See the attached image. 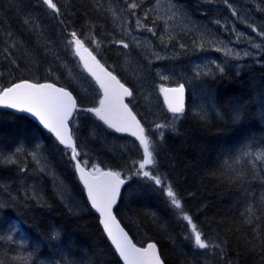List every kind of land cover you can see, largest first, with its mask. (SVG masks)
I'll return each mask as SVG.
<instances>
[{"label":"trees","instance_id":"1","mask_svg":"<svg viewBox=\"0 0 264 264\" xmlns=\"http://www.w3.org/2000/svg\"><path fill=\"white\" fill-rule=\"evenodd\" d=\"M232 1L236 2L54 0L61 10L57 17L40 0H0V87L21 80L52 82L73 92L81 108L99 106L101 90L67 46L75 31L133 91L129 104L156 147V165L150 170L164 186L135 173L138 164L133 161L141 159L142 149L134 138L114 132L83 111L76 112L72 127L82 158L87 153L90 163L128 179L116 216L137 245L155 242L165 264H264V161L241 155L264 149L258 104L264 95V35L261 30L257 35L249 31L260 37L262 49L237 62L213 50L207 41L199 44L194 32L203 29L207 36L235 43L236 27L247 29L249 23L240 20ZM237 1L264 17L254 3ZM132 2L138 4L135 14L128 8ZM171 12L179 20L187 15L186 29L180 26L182 21L169 19ZM137 20L156 34L138 28ZM139 38L156 44L161 39L179 54L158 61L137 44ZM121 40L129 47L113 43ZM201 51L210 52L215 60L207 74H197L190 66ZM128 64H135L140 77ZM156 68L169 77L167 81ZM141 78L148 87H143ZM159 84L186 86L181 119L173 122L164 97L156 91ZM144 91L152 94L149 101L141 97ZM237 111L240 119L234 121ZM156 124L166 127L157 129ZM64 152L29 117L0 109V204L7 205L0 208V264H20V258L29 254L31 264H64L65 259L73 264H122ZM7 156L16 163L8 164L3 159ZM231 168L243 172L245 179H237ZM167 185L204 236L220 247H193L190 227L171 205ZM249 206L252 213L247 212Z\"/></svg>","mask_w":264,"mask_h":264},{"label":"snow or ice","instance_id":"2","mask_svg":"<svg viewBox=\"0 0 264 264\" xmlns=\"http://www.w3.org/2000/svg\"><path fill=\"white\" fill-rule=\"evenodd\" d=\"M40 2L55 16L59 17L61 15V10L54 0H40ZM137 7L138 4L135 2L128 4L129 10H133V14H135L134 10ZM236 14L235 11L232 12L233 16ZM176 15L173 12L169 19H175ZM144 18L147 19V14ZM27 22L26 20L25 23ZM165 24H167L166 21ZM137 27H144L148 32H152L153 35L156 34L151 27L141 25L139 20H137ZM249 27H252L253 32H257V29L252 25H249ZM165 31H167V27ZM259 34L264 35V32ZM88 39L98 44V41H95L94 37H89ZM113 43H117L125 49L129 47L122 40L113 41ZM67 46L74 56L79 57L83 70L99 86L102 92V97L99 98V106L81 108L72 92L64 87H56L52 83H35L28 80H21L7 87H0V106L30 113L39 121L44 129H47L55 137L58 145L63 146L65 150L64 154L69 156L72 166L79 176V180L87 191V198L91 203V207L99 213V223L103 226L108 240L114 246L123 264H164L155 243H148L147 247H137L129 239L124 229L120 227L116 217L113 215V208L121 197V188L126 183V180L122 178V173L119 171H104L97 164L90 163L87 153H84L82 158L81 148L77 142V135L72 127L75 124V120L73 119L74 113L83 111L92 113L104 125L118 133H130L131 136L136 138L140 149H142L141 159L133 161L134 165L138 164L135 173L137 175L142 174L144 178L152 181L158 187L164 186L161 177L153 174L150 170V167L156 165V147L154 142L147 134L146 128L142 126L136 115L133 114L129 104L124 102L125 97L133 96V91L121 83L112 71L107 70L101 64L96 55L93 54V51L86 46L85 40L81 39L75 31L70 33ZM227 54L233 55L231 50ZM162 79H167V77H162ZM159 91L164 96L167 110L173 114V122L181 119L185 113L184 85L181 84L175 88L161 85ZM258 104L261 120L264 121V95L259 98ZM203 115L204 113L202 112ZM232 119L238 121L240 119V112L234 113ZM164 127L166 125L156 124L157 129ZM162 137L163 133H161ZM20 151L21 149H16L17 153ZM241 155L254 158L256 161H264V149L255 153L245 150ZM3 159L8 164L16 163L13 156L3 157ZM21 170L26 171V169ZM230 170L236 173L237 179H245L243 172L235 168H231ZM166 195L171 205L179 210L182 220L186 221L190 227L191 235L188 239L192 241L195 249L209 250L220 247V245L207 239L193 222L192 217L184 212L181 200L171 185L166 186ZM3 207H7V205L0 204V208ZM252 211L253 209L249 206L247 212L252 213ZM53 238L58 239V234H53ZM6 239L12 241L13 237L8 235ZM31 261V254L20 258V264H31ZM64 264H73V262L65 259Z\"/></svg>","mask_w":264,"mask_h":264},{"label":"rangeland","instance_id":"3","mask_svg":"<svg viewBox=\"0 0 264 264\" xmlns=\"http://www.w3.org/2000/svg\"><path fill=\"white\" fill-rule=\"evenodd\" d=\"M245 4L248 5V2L250 3H254L259 9L260 12L264 13V1L261 0H248V1H243ZM234 6H236L237 8H239L240 11V20L245 21L246 23H249V25H252L253 27H255L257 29V31L263 32V27H264V17L257 14L254 10L252 11L251 8L249 6H247L251 12L248 13L245 9L247 8L242 1L239 2L236 0V2H231ZM244 8V9H242ZM247 8V9H248ZM257 10V8H255ZM166 10V9H165ZM172 10V7H168V11ZM166 10V12H168ZM259 11V10H258ZM164 13V12H163ZM165 14V13H164ZM169 16H172V12L168 13ZM249 14L251 15V19H249ZM256 15V16H255ZM166 16V14H165ZM187 15L183 14L182 18L179 19H171L173 21H178L181 22L180 26H185L183 27V29H186V20L183 21V17H185ZM247 29H241L239 27H236V39H235V43L231 44L229 43L226 39L224 38H217V37H211V36H207L206 33L203 31V29H199L198 31H194L196 33V36L198 37V41L199 44L204 40L207 41L206 43H208V45H210L212 47L213 50H221L224 54H227V52L229 50H231V52L233 53V55H228L230 58L236 60L237 62L242 60L243 58H245L247 55L254 53V52H258L262 49V43L260 41V37H256L255 34H250L249 31L252 30V27H249ZM235 26V25H234ZM173 27H177L176 26V22H174ZM184 30H182L183 32ZM139 37V36H138ZM196 37V39H197ZM240 40L241 44H237V42ZM137 44L142 46L143 48H145L146 50L151 51L152 53V57L156 58L158 61L159 60H169V59H176L178 54V50H176L173 46H168V43H165L163 41H161V39H159L158 44L152 42L149 39H144V38H139L137 41ZM160 45H162L164 47V49H162L160 47ZM222 48V49H220ZM201 56L199 58H197L196 60H193L191 62V68L192 70L196 71V73L198 74L199 72L202 71L203 74H207L212 67L214 66V59H210L211 57V53L210 52H204L201 51ZM247 53V54H245ZM177 54V55H176ZM128 69H132L137 75H139L138 77H140L141 74H138L140 72V70L138 68L135 67V64H128L127 66ZM157 74L159 77H167L165 74H163L161 69L156 68ZM200 74V73H199ZM169 77H167V79H163L164 81H167ZM140 82L143 83V87L147 86L148 87V83L144 80V79H140ZM165 86L163 84H159L158 88L156 89V91L158 93H160L159 89L160 86ZM168 87V86H165ZM161 94V93H160ZM151 93L150 92H146L144 91V94L141 97H144V101H149L151 99ZM162 98L164 97L163 94H161ZM164 99V98H163ZM101 168V167H100ZM102 169V168H101ZM103 170V169H102Z\"/></svg>","mask_w":264,"mask_h":264},{"label":"water","instance_id":"4","mask_svg":"<svg viewBox=\"0 0 264 264\" xmlns=\"http://www.w3.org/2000/svg\"><path fill=\"white\" fill-rule=\"evenodd\" d=\"M102 64V63H101ZM105 68L107 69V70H109V71H111L110 69H108L106 66H105ZM114 75H116L115 73H113ZM117 76V75H116ZM92 78V77H91ZM117 78L121 81V83H123V84H125L124 82H122V80L117 76ZM93 79V78H92ZM94 80V79H93ZM29 81V80H28ZM20 82V81H19ZM30 82H32V81H30ZM94 82H95V80H94ZM17 83V82H16ZM36 83V82H35ZM41 83H52V82H41ZM96 83V82H95ZM52 84H54L56 87H62V86H59V85H57V84H55V83H52ZM97 85V84H96ZM181 85V84H180ZM184 85V84H183ZM98 86V85H97ZM125 86L126 87H128L126 84H125ZM177 86H179V85H176V86H171V87H169V88H175V87H177ZM98 88H99V86H98ZM130 88V87H129ZM184 88H185V93H184V104H185V108H186V104H187V89H186V86L184 85ZM65 89H67V88H65ZM68 91H70L69 89H67ZM131 90V89H130ZM71 92V91H70ZM72 94H73V92H72ZM73 96L75 97V95L73 94ZM76 98V97H75ZM131 97H125V100H124V102L125 103H127V104H129V99H130ZM77 99V98H76ZM78 102V101H77ZM129 107H130V109L132 110V112H133V114L134 115H136V117H137V119L141 122V120L139 119V117H138V115L134 112V110L132 109V107L130 106V104H129ZM0 109H2V110H6V111H9V112H12V113H15V114H22V115H26L27 117H29L32 121H34L35 123H37L47 134H49L50 136H52L54 139H55V137L51 134V133H49L48 131H47V129H44L43 128V126L39 123V121L34 117V116H32L30 113H27V112H20V111H17V110H15V109H10V108H4V107H2V106H0ZM75 114L76 113H74V116H75ZM74 118V117H73ZM141 124H142V122H141ZM142 126H143V124H142ZM111 130H113V129H111ZM114 132H116L115 130H113ZM116 133H118V132H116ZM118 134H120V135H124V136H128V137H131V138H134L135 140H136V138L135 137H133V136H131L130 135V133H118ZM63 147V146H62ZM104 171H108V170H104ZM78 175V174H77ZM79 177V176H78ZM123 178V177H122ZM125 179V178H124ZM126 180V183L122 186V188H121V195H122V192H123V189H124V187L126 186V184L128 183V179H125ZM82 183V182H81ZM83 185V184H82ZM84 187V186H83ZM85 192H86V197H87V191H86V189H85ZM87 200H88V198H87ZM119 201H120V198L118 199V201H117V204L116 205H114V208H113V215L116 217V220H117V222L119 223V225H120V227L121 228H123L124 229V231L128 234V237H129V239L132 241V243L133 244H135L137 247H147V245H148V243L146 244V245H144V246H139V245H137L135 242H134V240L132 239V237H131V235L129 234V232L126 230V228L122 225V223L119 221V219L117 218V216H116V213H115V210H116V208H117V206H118V204H119ZM89 202V205H90V207H91V203H90V201H88ZM91 209L93 210V212L98 216V218H99V213H97L96 211H95V209H93L92 207H91ZM100 226H101V229H102V231H103V233H104V235H105V237H106V239L108 240V238H107V235H106V233L104 232V230H103V226L100 224ZM108 242H109V244L111 245V242L108 240ZM149 243H155V242H149ZM156 244V243H155ZM157 245V244H156ZM111 247L113 248V250L115 251V249H114V246H112L111 245ZM157 249H158V251H159V248H158V245H157ZM116 252V251H115ZM116 254H117V256H118V258H119V260L121 261V263L123 264V261H122V259L119 257V254L116 252ZM159 254H160V251H159ZM161 255V254H160ZM162 258V257H161ZM164 261V260H163ZM164 264H165V262H164Z\"/></svg>","mask_w":264,"mask_h":264}]
</instances>
